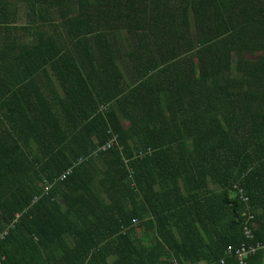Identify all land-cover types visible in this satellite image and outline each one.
Returning <instances> with one entry per match:
<instances>
[{
    "label": "trees",
    "instance_id": "trees-1",
    "mask_svg": "<svg viewBox=\"0 0 264 264\" xmlns=\"http://www.w3.org/2000/svg\"><path fill=\"white\" fill-rule=\"evenodd\" d=\"M248 214L264 0H0V264H238Z\"/></svg>",
    "mask_w": 264,
    "mask_h": 264
},
{
    "label": "built area",
    "instance_id": "built-area-1",
    "mask_svg": "<svg viewBox=\"0 0 264 264\" xmlns=\"http://www.w3.org/2000/svg\"><path fill=\"white\" fill-rule=\"evenodd\" d=\"M114 144H116L115 138H111L108 140L102 147L99 148L100 151L104 152L109 150ZM69 173V170L65 171L62 175H60L59 179H63L67 174ZM235 187V193L238 194L243 201H247V198L243 196L242 190L240 188ZM253 219L252 214H248L247 219L243 225V235L246 239L244 243H242L239 247L233 250L234 256L237 260L238 264H245L246 258L252 254H254L257 250L264 248V245H262L259 242H252V230H251V221ZM7 233V232H6ZM4 233V235L6 234ZM3 235V236H4ZM232 249L228 248L227 252L231 253ZM176 264V263H174Z\"/></svg>",
    "mask_w": 264,
    "mask_h": 264
}]
</instances>
